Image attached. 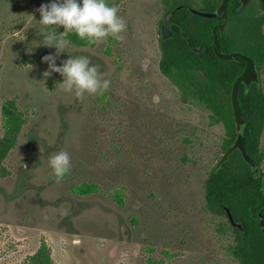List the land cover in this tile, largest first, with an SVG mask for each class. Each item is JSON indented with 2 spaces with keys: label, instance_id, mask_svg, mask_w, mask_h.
Wrapping results in <instances>:
<instances>
[{
  "label": "rangeland",
  "instance_id": "374dc122",
  "mask_svg": "<svg viewBox=\"0 0 264 264\" xmlns=\"http://www.w3.org/2000/svg\"><path fill=\"white\" fill-rule=\"evenodd\" d=\"M169 1L108 0L126 21L122 39L88 45L67 34L56 63L87 56L110 81L77 98L60 89L59 73L43 76L54 47L27 50L41 43L36 10L48 0H0V140L10 101L23 120L0 161V264H23L43 245L54 264H239L235 232H221L227 218L205 199L226 130L183 102L160 68ZM251 4L264 13V0ZM260 73L264 91V65ZM60 150L70 168L57 178L48 158Z\"/></svg>",
  "mask_w": 264,
  "mask_h": 264
},
{
  "label": "trees",
  "instance_id": "16d2710c",
  "mask_svg": "<svg viewBox=\"0 0 264 264\" xmlns=\"http://www.w3.org/2000/svg\"><path fill=\"white\" fill-rule=\"evenodd\" d=\"M222 0H170L167 16L174 22L175 38L167 42L160 41L162 73L176 86L183 102L210 113V124H222L226 130L227 140L223 151L233 143L236 127L233 118L231 92L236 79L243 73L246 62L237 57L234 61L219 58L214 51L213 30L220 21L206 19L192 14L186 7L172 14L179 5H189L200 11L215 10ZM197 5L196 7L194 5ZM239 0L228 1L227 25L235 34L224 33L218 36L221 50L239 51L254 58L259 70L264 65V13L259 14L250 4L238 10ZM183 29V33H181ZM185 39L191 48L185 45ZM238 100L244 112L247 128L245 130V148L247 153L261 165L264 156L260 150L264 131V91L256 85L246 94L245 87L239 86ZM5 133L0 140V161L4 160L16 146L23 126V120L10 101L4 110ZM207 209L218 216L227 218V225L222 233L233 230L238 245L229 252L239 264H264V234L259 224V214L264 217V190L262 179L255 178L251 167L236 151L218 174L211 172L206 181ZM228 208L234 220L243 225L242 232L235 228L228 218ZM23 264H54L49 249L43 245Z\"/></svg>",
  "mask_w": 264,
  "mask_h": 264
},
{
  "label": "clouds",
  "instance_id": "9594fccd",
  "mask_svg": "<svg viewBox=\"0 0 264 264\" xmlns=\"http://www.w3.org/2000/svg\"><path fill=\"white\" fill-rule=\"evenodd\" d=\"M40 18L36 20L42 27L39 29L41 43L28 44L27 50L31 52L33 46H44L56 49L55 53H49L42 57L48 64L44 71L45 79L53 72L59 73L63 78L60 82V89L83 98L87 94H102L108 88L110 81L101 79L97 65L90 62L87 56H68L61 64H57V58L63 50L71 45L66 38L68 33H75L88 45H96L105 41L109 36L122 39V32L126 28L125 19L118 15L119 6L110 4L108 0H48L42 3L36 10ZM57 26V27H53ZM62 26L63 31H58ZM25 27H27V22ZM21 31H14L17 35ZM38 34V30H37ZM21 41L25 40V33ZM32 45L31 49L29 45ZM48 164L57 178L63 177L70 168L69 154L60 150L48 158Z\"/></svg>",
  "mask_w": 264,
  "mask_h": 264
},
{
  "label": "water",
  "instance_id": "95a60500",
  "mask_svg": "<svg viewBox=\"0 0 264 264\" xmlns=\"http://www.w3.org/2000/svg\"><path fill=\"white\" fill-rule=\"evenodd\" d=\"M228 1L229 0H222L219 6L213 11H200L188 5H179L172 11V14L186 7L192 14L200 16L202 18H206V19L221 18V21L213 30V35H214L213 47L215 54L222 60L234 61L237 57H240L246 62V67L243 73L236 79L231 92V104H232L233 118L236 127V137L233 143L227 148V150L220 158L219 162L217 163L214 169V173L218 174L220 170L224 167V165L229 161L231 156L236 151H239L244 161L251 167V170L254 173L255 178L262 179V186L264 190V172L262 171L261 166L247 153L245 148V130L247 128V123L244 112L241 109L238 100V89L240 85H243L245 87L246 94L251 90L253 85H256L258 90L262 91L261 73L253 57L242 53L225 52L221 50L219 36L224 35L225 27L227 25ZM239 2H240V6L238 10H243L251 4L252 0H239ZM174 26H175V22L170 17H166L163 19L160 26V36L163 42H167L168 40H172L173 38H175L176 33L174 31ZM218 30H219V36L217 32ZM180 31L181 33H183L184 30L181 29ZM184 41H185V45L189 49L195 52L197 51L195 48L190 47L187 39H185ZM226 212L228 214V218L232 223V225L242 230V238L244 239L245 231L243 229V225L241 223H237L234 220L233 214L228 208H226ZM259 220H260L262 232L264 234V217L262 212H260L259 214Z\"/></svg>",
  "mask_w": 264,
  "mask_h": 264
},
{
  "label": "flooded vegetation",
  "instance_id": "af4514ba",
  "mask_svg": "<svg viewBox=\"0 0 264 264\" xmlns=\"http://www.w3.org/2000/svg\"><path fill=\"white\" fill-rule=\"evenodd\" d=\"M219 20L221 21V18H219ZM220 21H219V22H220ZM219 22H218V23H219ZM218 23H217V25H218ZM174 27H176V26H174ZM259 224H260V221H259ZM260 227H261V224H260ZM235 228H236V227H235ZM237 229H239V228H237ZM239 230L242 232L241 229H239Z\"/></svg>",
  "mask_w": 264,
  "mask_h": 264
}]
</instances>
